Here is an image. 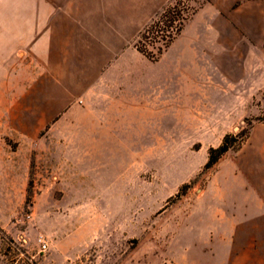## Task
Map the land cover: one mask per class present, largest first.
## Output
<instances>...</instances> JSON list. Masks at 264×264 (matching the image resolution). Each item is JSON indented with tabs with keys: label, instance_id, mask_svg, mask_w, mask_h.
<instances>
[{
	"label": "rangeland",
	"instance_id": "rangeland-1",
	"mask_svg": "<svg viewBox=\"0 0 264 264\" xmlns=\"http://www.w3.org/2000/svg\"><path fill=\"white\" fill-rule=\"evenodd\" d=\"M249 59L213 72L201 97L171 103L183 114L96 115L113 122L104 136L65 118L41 129L33 114H0V227L15 242L0 246V264H202L211 210L236 192L233 175L256 179L264 154V54ZM227 135L242 143L206 170ZM103 142L117 150L34 149Z\"/></svg>",
	"mask_w": 264,
	"mask_h": 264
},
{
	"label": "crops",
	"instance_id": "crops-1",
	"mask_svg": "<svg viewBox=\"0 0 264 264\" xmlns=\"http://www.w3.org/2000/svg\"><path fill=\"white\" fill-rule=\"evenodd\" d=\"M169 1L0 0V114H33L41 129L65 118L74 131L92 133L97 125L104 136L113 122H96V115L183 114L171 103L201 97L213 72L247 68L250 56L264 54V0H197L171 48L157 62L145 59L136 42ZM42 147L34 149L117 150L107 142ZM258 155L256 179L234 173L226 186L236 192L211 210L216 219L209 251L200 250L202 264H264V154Z\"/></svg>",
	"mask_w": 264,
	"mask_h": 264
},
{
	"label": "built area",
	"instance_id": "built-area-1",
	"mask_svg": "<svg viewBox=\"0 0 264 264\" xmlns=\"http://www.w3.org/2000/svg\"><path fill=\"white\" fill-rule=\"evenodd\" d=\"M197 0H170L142 30L136 49L153 62L159 61L181 36L194 16ZM47 248L46 244L43 246Z\"/></svg>",
	"mask_w": 264,
	"mask_h": 264
},
{
	"label": "trees",
	"instance_id": "trees-1",
	"mask_svg": "<svg viewBox=\"0 0 264 264\" xmlns=\"http://www.w3.org/2000/svg\"><path fill=\"white\" fill-rule=\"evenodd\" d=\"M239 139L236 138L234 139L231 135H227L224 137L222 144L218 148L216 149L211 148L209 151L208 162L205 165V169L206 170L212 169L232 148H234L236 145H240L242 141ZM0 246H3L7 252H10L15 246V242L8 236V234L1 227H0ZM12 262H15V260H12ZM32 264H36V263L33 262Z\"/></svg>",
	"mask_w": 264,
	"mask_h": 264
}]
</instances>
